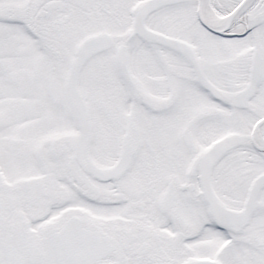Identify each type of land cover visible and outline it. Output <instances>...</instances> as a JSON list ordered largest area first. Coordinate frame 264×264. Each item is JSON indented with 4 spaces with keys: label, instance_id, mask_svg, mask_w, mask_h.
<instances>
[{
    "label": "snow or ice",
    "instance_id": "obj_1",
    "mask_svg": "<svg viewBox=\"0 0 264 264\" xmlns=\"http://www.w3.org/2000/svg\"><path fill=\"white\" fill-rule=\"evenodd\" d=\"M0 264H264V0H0Z\"/></svg>",
    "mask_w": 264,
    "mask_h": 264
}]
</instances>
